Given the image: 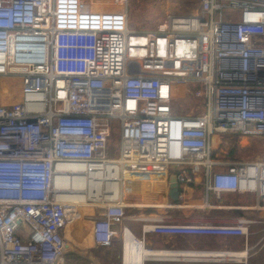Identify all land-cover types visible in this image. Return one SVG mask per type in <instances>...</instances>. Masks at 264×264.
<instances>
[{
	"label": "built area",
	"instance_id": "obj_1",
	"mask_svg": "<svg viewBox=\"0 0 264 264\" xmlns=\"http://www.w3.org/2000/svg\"><path fill=\"white\" fill-rule=\"evenodd\" d=\"M96 5L0 0V264H67L65 230L85 204L99 213L95 243L111 245L128 211L164 207L170 178L188 184L189 170L217 194L264 201V161L214 155L223 134L264 139V0H202L199 13L170 14L166 29L148 32L131 31L126 5ZM188 86L205 102L198 116L175 114ZM82 182L93 196L75 203ZM133 221L166 236L247 237L254 223Z\"/></svg>",
	"mask_w": 264,
	"mask_h": 264
},
{
	"label": "crops",
	"instance_id": "obj_2",
	"mask_svg": "<svg viewBox=\"0 0 264 264\" xmlns=\"http://www.w3.org/2000/svg\"><path fill=\"white\" fill-rule=\"evenodd\" d=\"M191 3L185 9L189 13L180 15H194L201 11L202 0H189ZM94 8L101 14H117L125 11L122 2L117 0H96ZM175 6L177 2L171 0ZM180 5V3H178ZM103 5V7H102ZM152 5H148L150 8ZM165 8V9H164ZM155 14H165L166 21L171 13V6H165ZM183 10V9H182ZM177 11V10H176ZM150 12V11H149ZM130 24L133 32L142 31L140 19L136 12ZM154 11L148 17V26L145 30L157 31L160 22L153 18ZM149 16V15H148ZM163 16V17H164ZM163 21V22H164ZM140 25V26H139ZM140 28V29H139ZM189 87V86H188ZM187 89V88H186ZM184 90V89H182ZM4 92L0 86V95ZM4 102L5 98L0 96ZM241 140L249 138L234 134ZM217 139L220 137H216ZM263 138L255 140L262 149ZM261 143V144H260ZM216 150V149H215ZM217 157V156H215ZM219 158V157H217ZM220 159V158H219ZM221 160V159H220ZM246 161H253L252 158ZM233 163L239 161H223ZM225 170V167L220 168ZM191 182L179 184L180 197L174 202L167 197L162 198L166 205L164 207H148L145 209L128 211L125 221L115 227V238L111 245L97 246L93 237V219L89 218L78 225H71L73 228L82 226L86 229V235L81 239V231H76L74 239L68 235V228L65 230V237L68 241V251L65 260L67 264H264V201L257 193L250 192H223L217 194L206 188L204 173L188 171ZM134 216L169 217L179 220H191L196 222H208L212 225L229 226L239 221H253L249 225V235L243 236H166L158 234L143 235L141 225L133 221ZM127 231L134 236L130 237ZM141 240L142 243L137 242ZM135 245L133 260H127V247ZM109 251L110 258L101 259L97 250ZM138 254V256H137Z\"/></svg>",
	"mask_w": 264,
	"mask_h": 264
},
{
	"label": "rangeland",
	"instance_id": "obj_3",
	"mask_svg": "<svg viewBox=\"0 0 264 264\" xmlns=\"http://www.w3.org/2000/svg\"><path fill=\"white\" fill-rule=\"evenodd\" d=\"M175 1L177 2L176 6L174 2L172 6L171 0H124V5H126V9L129 13V23L131 24V21L133 20V16L135 15L134 12H136L140 19V25L143 26L142 24H145L144 27H140L141 29L140 28L139 29L144 31V28L148 26V22H149L148 17H150V12L154 11L153 18H156L158 16L157 19L160 22H163L165 20L166 18V16H164L165 14H161V12H158L159 14L157 15L155 14V12L161 11V9H163L167 5L171 6V10H170L171 13H173L174 11L177 12L175 14L189 13L187 10H184L186 5H189L191 3L189 0H175ZM186 1L187 3L185 5ZM178 3H180V5ZM148 5H152V6L148 8L147 7ZM238 18L239 17L236 14H234L231 17L232 20H238ZM148 31L145 30V32ZM0 86L3 87V89L6 88L8 86L7 81L0 80ZM182 89L183 87L180 90L182 91ZM185 90L182 96L183 98L177 99L175 101L174 104L175 114L181 116H186V115L198 116L202 114L203 111H206L205 102L203 103L201 99L195 96V93L198 89L193 88V86H189ZM0 104H4L3 101L0 100ZM114 126L115 128L113 130L112 137L110 139V150H109L110 156L116 155V153H118L119 151V146H120V130L118 127V121H114ZM258 139L260 138L257 137V138H249V140L246 139L241 140L240 138L234 136V134L232 133L223 134L220 136V138L218 139L216 138L217 142L216 145L214 144V147L216 149L214 155L219 157L222 161H246L249 158H252L254 162L264 161V141L262 142V144L260 143L262 145V149H260L258 144L254 142L255 140ZM233 149H235L234 152ZM83 209H84L83 218H82L83 221L89 218H94L99 214L98 210L90 206L83 207L82 210ZM72 225L68 228L69 237L71 239H74V234H77L76 231L80 230L81 235H78L77 237L78 238L81 237L82 239L86 235V229L82 226L83 224L80 227L76 226V228H73ZM127 232L130 237L134 236V234L131 231H127ZM96 254L99 257H101V259L110 258L109 251L106 252V251H102L101 249V250H97Z\"/></svg>",
	"mask_w": 264,
	"mask_h": 264
},
{
	"label": "bare ground",
	"instance_id": "obj_4",
	"mask_svg": "<svg viewBox=\"0 0 264 264\" xmlns=\"http://www.w3.org/2000/svg\"><path fill=\"white\" fill-rule=\"evenodd\" d=\"M167 26H168V19L166 21L162 22L158 26L157 30H163ZM7 92H8V90H7V87H6V88H4V92L1 94V96H3L5 98V101H9L7 99V97H8V93ZM12 96H15V92L12 94ZM216 142H217V140L215 138V140H214V144L215 145H216ZM130 178L133 179V176L130 177ZM75 186H76V188H78L79 190H81L80 191V194L78 196H75V195L74 196L73 195L70 196V199H72L75 203L78 202L76 199H81L83 201L84 198H89V197H92L93 196V193L90 190H88V188H84L85 185H84L83 182L82 183H76ZM88 206H89L88 204H85L83 207H88ZM83 212H84V209L82 210V208H78L77 210H75V214L76 215L74 216V214H73V218H74V221H75L73 223L74 225H78V224H80V223L83 222V219H82L83 218ZM134 247H135L134 244H132L131 246H128L127 247V260H133V258H134V252H135L134 251ZM67 254L68 253L65 254V257L67 256ZM137 256H138V254H137ZM131 264H138V263H136V262L133 261V262H131Z\"/></svg>",
	"mask_w": 264,
	"mask_h": 264
},
{
	"label": "water",
	"instance_id": "obj_5",
	"mask_svg": "<svg viewBox=\"0 0 264 264\" xmlns=\"http://www.w3.org/2000/svg\"><path fill=\"white\" fill-rule=\"evenodd\" d=\"M33 121V120H32ZM169 197L172 201L178 202L180 197V188L177 176L173 175L170 178V193Z\"/></svg>",
	"mask_w": 264,
	"mask_h": 264
},
{
	"label": "trees",
	"instance_id": "obj_6",
	"mask_svg": "<svg viewBox=\"0 0 264 264\" xmlns=\"http://www.w3.org/2000/svg\"><path fill=\"white\" fill-rule=\"evenodd\" d=\"M235 151V149H233V152Z\"/></svg>",
	"mask_w": 264,
	"mask_h": 264
}]
</instances>
